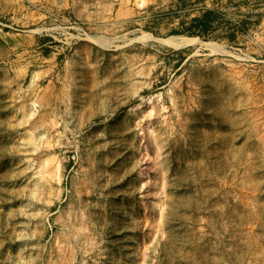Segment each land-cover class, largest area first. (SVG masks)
Segmentation results:
<instances>
[{"label": "rangeland", "instance_id": "1", "mask_svg": "<svg viewBox=\"0 0 264 264\" xmlns=\"http://www.w3.org/2000/svg\"><path fill=\"white\" fill-rule=\"evenodd\" d=\"M0 264H264V0H0Z\"/></svg>", "mask_w": 264, "mask_h": 264}, {"label": "trees", "instance_id": "2", "mask_svg": "<svg viewBox=\"0 0 264 264\" xmlns=\"http://www.w3.org/2000/svg\"><path fill=\"white\" fill-rule=\"evenodd\" d=\"M215 12L216 11L214 9L206 8L199 15L194 16L191 19V24L189 25L190 31L202 33L207 30ZM175 31H180V29H176Z\"/></svg>", "mask_w": 264, "mask_h": 264}, {"label": "bare ground", "instance_id": "3", "mask_svg": "<svg viewBox=\"0 0 264 264\" xmlns=\"http://www.w3.org/2000/svg\"><path fill=\"white\" fill-rule=\"evenodd\" d=\"M149 34L147 36H151ZM157 39L162 41L163 43H165L167 45H171V46L183 45V44H186L187 42H189L191 40L190 37L183 36V35H170L168 37L157 38Z\"/></svg>", "mask_w": 264, "mask_h": 264}]
</instances>
